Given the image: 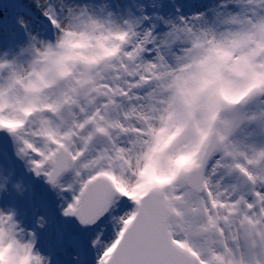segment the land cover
<instances>
[{
	"label": "snow or ice",
	"instance_id": "6c2138e0",
	"mask_svg": "<svg viewBox=\"0 0 264 264\" xmlns=\"http://www.w3.org/2000/svg\"><path fill=\"white\" fill-rule=\"evenodd\" d=\"M12 2L9 27L0 16V264H264V110L186 147L157 116L167 58L201 46L202 17L145 14L160 7L150 0L117 5L121 26L107 6ZM227 8L239 11L219 0L209 20ZM249 34L264 37V21L237 42Z\"/></svg>",
	"mask_w": 264,
	"mask_h": 264
},
{
	"label": "clouds",
	"instance_id": "9594fccd",
	"mask_svg": "<svg viewBox=\"0 0 264 264\" xmlns=\"http://www.w3.org/2000/svg\"><path fill=\"white\" fill-rule=\"evenodd\" d=\"M227 2L237 4L239 11L220 9L223 15L215 23V17L209 20L206 13L196 14L202 19L195 23V31L206 33L201 46L187 40L181 45L187 51L170 53L168 71L174 75L158 82L157 116L169 120L166 138L170 142L179 141L181 147L196 143L210 131L215 139L214 133L222 128L224 121L264 110V92L260 91L264 89V37L249 34L243 42H237L241 32H248L253 23L264 21V4L248 0ZM104 6L113 13V22L123 26V19L111 0H76L73 4L76 9L87 8L89 16L94 15L93 9ZM108 11L96 18L106 19ZM233 17L238 22L232 23ZM135 40L133 36L116 43L122 50ZM209 49H214L211 55ZM77 52L88 55L79 46ZM156 127H160L158 119ZM189 163L191 157L187 156L177 161L178 166Z\"/></svg>",
	"mask_w": 264,
	"mask_h": 264
},
{
	"label": "rangeland",
	"instance_id": "374dc122",
	"mask_svg": "<svg viewBox=\"0 0 264 264\" xmlns=\"http://www.w3.org/2000/svg\"><path fill=\"white\" fill-rule=\"evenodd\" d=\"M140 0H111L113 8H116L117 5L120 6L122 9H127L128 6L137 4ZM144 1V0H143ZM210 2V4L214 7L219 3V0H184L183 5L181 7H175L174 10H171V13L168 15H165L166 8L165 6H160L156 9H153L151 7H147V11L145 14H152V15H165V16H178L183 15L185 17L191 16L192 7L194 3H197L198 6H202L204 2ZM136 2V3H135ZM148 3V1H146ZM147 6V5H146ZM17 8V4L12 2V0H0V16H3L4 18V25L5 28L9 27L11 25V18L15 14V9ZM177 9H179V13L177 12ZM238 10V9H234ZM132 11L134 15H139V13L136 12L135 7H132ZM173 18V16H171Z\"/></svg>",
	"mask_w": 264,
	"mask_h": 264
},
{
	"label": "bare ground",
	"instance_id": "6f19581e",
	"mask_svg": "<svg viewBox=\"0 0 264 264\" xmlns=\"http://www.w3.org/2000/svg\"><path fill=\"white\" fill-rule=\"evenodd\" d=\"M146 1H148V3H146ZM183 1L184 0H156V3L159 4L160 6H165V8H166L165 15H168L171 13L172 9L174 10L175 7H181L183 5ZM149 2H150V0H144V1L140 0L139 2H137V4L148 5ZM212 8H213V6L210 4V2L205 1L202 4V6L201 5L198 6L197 3H194L193 7H192V12L190 14L192 16V15L199 14V13H206L209 16H211L210 9H212ZM233 11H236V10H233ZM165 15H162V16H164L165 18H172L171 16H173V19H175L177 17V15L176 16H174V15L165 16Z\"/></svg>",
	"mask_w": 264,
	"mask_h": 264
}]
</instances>
